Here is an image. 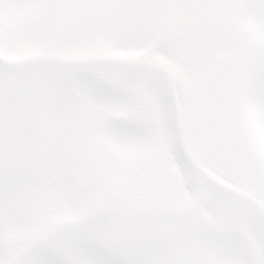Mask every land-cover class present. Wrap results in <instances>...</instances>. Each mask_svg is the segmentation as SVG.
<instances>
[{
	"label": "rangeland",
	"instance_id": "rangeland-1",
	"mask_svg": "<svg viewBox=\"0 0 264 264\" xmlns=\"http://www.w3.org/2000/svg\"><path fill=\"white\" fill-rule=\"evenodd\" d=\"M119 3L110 2V6L128 10ZM215 6L206 19L231 44L217 48L227 42L211 32L206 43L218 56H213L212 50L208 63L227 67L217 70L215 66L207 76L200 72L198 87L219 71L213 81L214 100L227 105L228 112L220 106L219 117L225 118L213 126L233 130L242 144L250 139L249 153L260 157L258 152L264 151V0H224ZM55 15V0H0V50L5 57L10 61L42 55L108 57L145 59L169 67L177 64L173 52L155 45V36L145 35L142 23L135 27L134 16L121 22L117 19L109 29L101 23L83 25L54 43ZM165 18L173 20L171 14ZM148 48L152 56L147 54ZM228 49L240 50L239 55L236 51L237 55L231 56ZM176 50L184 68H193V63ZM178 69L184 93L191 92L186 88L192 85L191 71L183 75ZM118 72L117 67L92 66L88 72L70 76L43 67L16 70L5 77L0 71V264H11L37 244L38 248L18 264H247L244 245L228 233L222 234L218 228V236L205 234L210 229L197 205L185 211L160 202L153 204L159 196L153 184H160L156 177L165 168L161 157H166L167 165L170 161L175 166L177 181L186 175L178 163L170 95L155 71H138L141 73L134 75L141 76L140 81L133 75L123 78ZM139 83L145 87L147 124L133 130L115 117L77 124V113L70 112L67 122L62 106L70 104L67 98L73 93L79 108L88 106L95 114L106 107L111 114L121 115L133 108L130 93L121 95L115 89L133 91ZM207 99L205 93L197 98V113L208 109ZM213 109L210 106L209 110ZM136 113L140 115L139 110ZM197 113L193 117H197L198 129H203L207 119L218 117L216 113ZM257 164L263 172L264 158ZM235 182L240 189L248 187L243 180ZM166 196L171 198L172 194L167 192ZM189 196L188 192L190 203ZM109 197L113 199L111 210ZM185 199L181 194L180 200ZM103 207L107 214L90 223ZM201 209L222 227L215 210L207 206ZM248 231L254 235L252 228ZM200 235L205 237L200 239ZM260 243L253 238L254 247L261 248ZM259 253L253 260L264 264V252Z\"/></svg>",
	"mask_w": 264,
	"mask_h": 264
},
{
	"label": "water",
	"instance_id": "water-1",
	"mask_svg": "<svg viewBox=\"0 0 264 264\" xmlns=\"http://www.w3.org/2000/svg\"><path fill=\"white\" fill-rule=\"evenodd\" d=\"M48 63H53V64H60L63 66H71V67H78V66H90V65H122V66H130V67H145L150 70L158 72L167 82L170 92L172 95V99L174 102V109H175V114H176V119L179 127V139H180V148L182 151V154L187 158L189 164L195 169V171L201 176L203 181L208 183L211 187H213L215 190L225 192V193H230L233 195H236L241 198H245L248 201L252 202L258 209L259 213L262 216L263 222H264V211L259 205L257 201L254 200V198L241 194L237 192L235 189L230 188V187H214L216 186L215 183L209 178V176L203 171V169L198 165L196 160L193 158V156L190 154L187 144L185 141V135L183 132V124H182V116H181V111L179 107V101L175 89V84H174V78L172 74L167 71L165 68L152 64L150 62L146 61H140V62H123V61H118V60H113V59H89V60H66V59H61L53 56L49 57H43L40 58L36 61L32 62H17V63H9L4 60L3 56L0 54V65L3 67H16V66H35L39 64H48ZM214 185V186H213ZM218 186V185H217Z\"/></svg>",
	"mask_w": 264,
	"mask_h": 264
},
{
	"label": "trees",
	"instance_id": "trees-1",
	"mask_svg": "<svg viewBox=\"0 0 264 264\" xmlns=\"http://www.w3.org/2000/svg\"><path fill=\"white\" fill-rule=\"evenodd\" d=\"M214 1L215 0H198L199 3L196 4V7H194L193 13L191 14V16L193 15V22H194L193 23V32H192V34L188 35L189 36L188 38L190 40L193 39L192 40L193 47H191L192 45L190 46L191 48L187 46V49L193 50V58H194L193 62L194 63L200 62L201 59L210 55L209 54V50H210L209 46L207 45V47H206L204 44V42L207 40L208 35H205V33L203 34V30L196 28V26H197L196 18L198 16V14H200V12L203 11V9L210 7L212 4H216V2L212 3ZM207 2H211L212 4H208ZM181 47L186 48V46H184V45H181ZM204 52H206V53H204ZM207 81H208V79H207ZM198 82H199V80L196 81V83H198Z\"/></svg>",
	"mask_w": 264,
	"mask_h": 264
}]
</instances>
